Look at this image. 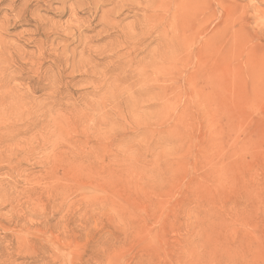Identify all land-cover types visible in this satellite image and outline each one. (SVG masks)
<instances>
[{"label":"rangeland","instance_id":"374dc122","mask_svg":"<svg viewBox=\"0 0 264 264\" xmlns=\"http://www.w3.org/2000/svg\"><path fill=\"white\" fill-rule=\"evenodd\" d=\"M0 264H264V0H0Z\"/></svg>","mask_w":264,"mask_h":264}]
</instances>
